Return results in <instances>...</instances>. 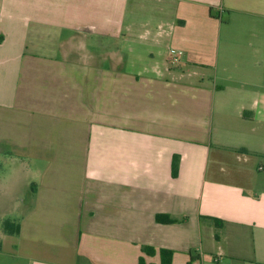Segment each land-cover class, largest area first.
Masks as SVG:
<instances>
[{
  "label": "crops",
  "instance_id": "1",
  "mask_svg": "<svg viewBox=\"0 0 264 264\" xmlns=\"http://www.w3.org/2000/svg\"><path fill=\"white\" fill-rule=\"evenodd\" d=\"M259 143L264 0H0V264H264Z\"/></svg>",
  "mask_w": 264,
  "mask_h": 264
},
{
  "label": "trees",
  "instance_id": "2",
  "mask_svg": "<svg viewBox=\"0 0 264 264\" xmlns=\"http://www.w3.org/2000/svg\"><path fill=\"white\" fill-rule=\"evenodd\" d=\"M172 169H173V175L172 176L175 177L179 173V157L178 156H174V158H173ZM167 222L173 223L174 220L167 219ZM215 224L218 228H222V226H223V224H220L217 221H215ZM20 229H21V223L19 220L6 219L2 223V232L4 234L19 235ZM216 238H218V237H216ZM0 248H1V242H0ZM142 252L147 254V255L153 256L156 253V249H154L152 247H144ZM172 255H173V251L162 249L159 252L161 264H172ZM193 259L194 258L192 257L191 261ZM191 261L189 262V264H191ZM139 264H147V263L145 262V260L143 258H140Z\"/></svg>",
  "mask_w": 264,
  "mask_h": 264
},
{
  "label": "rangeland",
  "instance_id": "3",
  "mask_svg": "<svg viewBox=\"0 0 264 264\" xmlns=\"http://www.w3.org/2000/svg\"><path fill=\"white\" fill-rule=\"evenodd\" d=\"M207 43H208V42H207ZM145 60H147V59H145ZM169 61H170V60H169ZM169 61H168V66H171V67L174 66V65H172ZM140 63H141V60H140ZM141 64H142V63H141ZM125 68H126V65H125ZM260 136H261V133H260ZM258 146H259V147H264V146L262 145V143H259ZM253 156H254V159L252 160L251 165H252L253 169L255 170V172H256L257 174L260 175L261 172L256 171V166L259 164V161H261V163H264V162L262 161V157H261V156H255V154H254ZM255 159H257L258 162H256ZM255 163H257V164H255Z\"/></svg>",
  "mask_w": 264,
  "mask_h": 264
},
{
  "label": "built area",
  "instance_id": "4",
  "mask_svg": "<svg viewBox=\"0 0 264 264\" xmlns=\"http://www.w3.org/2000/svg\"><path fill=\"white\" fill-rule=\"evenodd\" d=\"M180 59H181L180 53L178 51H174L172 57L170 58V61L172 64H177L179 63Z\"/></svg>",
  "mask_w": 264,
  "mask_h": 264
}]
</instances>
